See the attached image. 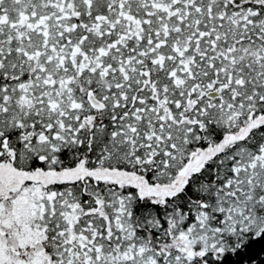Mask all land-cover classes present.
Instances as JSON below:
<instances>
[{
	"label": "snow or ice",
	"instance_id": "obj_1",
	"mask_svg": "<svg viewBox=\"0 0 264 264\" xmlns=\"http://www.w3.org/2000/svg\"><path fill=\"white\" fill-rule=\"evenodd\" d=\"M259 241L264 0H0V264Z\"/></svg>",
	"mask_w": 264,
	"mask_h": 264
},
{
	"label": "trees",
	"instance_id": "obj_2",
	"mask_svg": "<svg viewBox=\"0 0 264 264\" xmlns=\"http://www.w3.org/2000/svg\"><path fill=\"white\" fill-rule=\"evenodd\" d=\"M241 264H264V241L254 244L246 253L236 258ZM232 264V261H229Z\"/></svg>",
	"mask_w": 264,
	"mask_h": 264
}]
</instances>
